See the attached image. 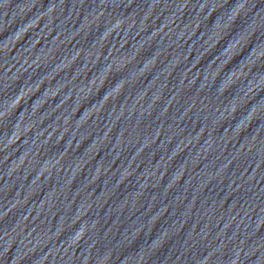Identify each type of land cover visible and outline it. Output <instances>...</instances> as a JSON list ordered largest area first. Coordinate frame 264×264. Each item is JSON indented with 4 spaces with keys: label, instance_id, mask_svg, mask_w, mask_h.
Instances as JSON below:
<instances>
[{
    "label": "water",
    "instance_id": "95a60500",
    "mask_svg": "<svg viewBox=\"0 0 264 264\" xmlns=\"http://www.w3.org/2000/svg\"><path fill=\"white\" fill-rule=\"evenodd\" d=\"M61 264H264V0H11Z\"/></svg>",
    "mask_w": 264,
    "mask_h": 264
}]
</instances>
